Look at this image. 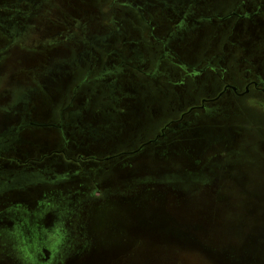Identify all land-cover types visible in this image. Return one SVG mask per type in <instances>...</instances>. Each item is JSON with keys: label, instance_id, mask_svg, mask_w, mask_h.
Returning <instances> with one entry per match:
<instances>
[{"label": "rangeland", "instance_id": "obj_1", "mask_svg": "<svg viewBox=\"0 0 264 264\" xmlns=\"http://www.w3.org/2000/svg\"><path fill=\"white\" fill-rule=\"evenodd\" d=\"M20 1L0 0V59L6 57L0 78L39 85L43 96L34 100V117L48 120L49 96L63 102L64 82L51 75L39 82L19 70L21 64H39L23 62L26 50L18 41L9 44L11 36L20 38L15 26L43 25L38 16L19 14L27 4ZM32 1L39 14L44 7L38 6L56 2ZM67 1L75 17L98 19L108 14L111 0ZM232 3L216 0L213 9L226 13ZM38 50L41 56L46 53L44 46ZM82 80L70 86V94ZM98 88L99 95L88 98L89 112L103 113L94 123L103 126L112 119L105 110L111 105H105V92ZM167 100L157 97L139 111L123 113L113 127L123 129L125 121L130 129L126 138L89 139L86 148L85 143L75 146L71 135L65 139L59 129L31 127L21 131L22 141L13 149L0 147V179L53 171L52 178H45L51 182L0 193V264H264V113L252 106L220 111L190 125L182 138L132 152L188 110L187 105L175 110ZM22 107L32 108V103L17 108ZM11 116L0 111V136L15 120ZM90 156L99 160L79 161Z\"/></svg>", "mask_w": 264, "mask_h": 264}, {"label": "flooded vegetation", "instance_id": "obj_2", "mask_svg": "<svg viewBox=\"0 0 264 264\" xmlns=\"http://www.w3.org/2000/svg\"><path fill=\"white\" fill-rule=\"evenodd\" d=\"M215 1L111 0L108 14L98 19L89 18V14L75 17L67 0L38 6L44 7L40 14L32 0L20 1L27 4L19 7V14L23 18L38 16L43 25L39 29L35 21L15 26L20 38L11 36L9 44L18 41L24 51L35 50V55L25 51L20 58L39 64L33 68L21 64L19 70L28 71L29 79L39 82L49 75L62 80L64 101L49 96L48 120H39L34 117V100L43 96L41 87L0 78V111L16 117L9 125L8 120L4 122L9 129L0 136L1 149H13V144L22 141L18 137L21 131L31 127L59 129L65 139L71 135L75 146L85 143L86 148L89 139L126 138L130 135L126 122L123 129L114 130L113 125L120 124L123 113L139 111L157 97L169 99L175 110L185 105L188 110L180 118L168 120L156 137L143 140L132 152L182 138L190 125L220 111L252 106L264 113V0H233L228 12L216 9L217 14ZM127 24L131 25L129 32ZM43 46L46 53L41 56L37 50ZM81 77L80 86L70 94V86ZM98 86L105 92L101 97L105 105H111L105 110L112 119L103 126H94L103 113L91 116L89 112L88 98L99 95ZM138 87L141 93L133 90ZM52 99H56V108H52ZM21 102L32 103V108H17ZM76 102L78 107L73 108ZM83 159L99 160L90 156L79 161ZM52 175L48 169L5 175L0 179V193L39 181L51 182L45 178Z\"/></svg>", "mask_w": 264, "mask_h": 264}]
</instances>
